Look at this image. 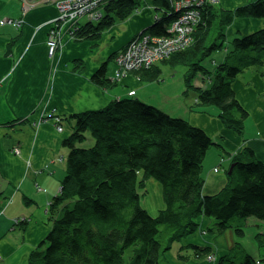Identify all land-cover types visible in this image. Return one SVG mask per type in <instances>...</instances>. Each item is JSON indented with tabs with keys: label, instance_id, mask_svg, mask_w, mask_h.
Instances as JSON below:
<instances>
[{
	"label": "trees",
	"instance_id": "obj_1",
	"mask_svg": "<svg viewBox=\"0 0 264 264\" xmlns=\"http://www.w3.org/2000/svg\"><path fill=\"white\" fill-rule=\"evenodd\" d=\"M145 2L105 0L99 18L76 22L69 31L77 41L99 37ZM152 2L157 13L147 29L164 35L176 12L170 0ZM200 16L192 42L161 62L185 65V91H196L193 107L214 106L219 121L242 134L248 111L231 83L251 65L264 63V28L231 36L227 29L238 17H264V0H248L227 10L217 3L205 4ZM215 53L222 54L220 59L213 56L212 63L205 64ZM106 69L107 63L101 62L91 75V82L102 89L117 81L107 77ZM134 72L145 82L155 81L162 71L155 63ZM198 73L207 80L205 87L193 86ZM71 117L72 131L64 138L66 173L48 203L51 228L29 254V264H163L160 259L174 241L200 229V216L213 220L204 231L214 239L227 229L243 235L248 216L264 223V162L249 148L233 154L224 187L208 195L202 193V162L215 143L203 128L132 96L114 98ZM149 178L162 188L164 206L155 214L141 200ZM24 221L17 222L23 225ZM190 246L191 255L180 252V260L212 252L210 245ZM263 260L237 240L214 264H261Z\"/></svg>",
	"mask_w": 264,
	"mask_h": 264
},
{
	"label": "crops",
	"instance_id": "obj_2",
	"mask_svg": "<svg viewBox=\"0 0 264 264\" xmlns=\"http://www.w3.org/2000/svg\"><path fill=\"white\" fill-rule=\"evenodd\" d=\"M27 1L32 6L24 9L22 0H0V264H29V254L38 248L51 228L48 203L57 194L66 173L68 150L64 138L72 131L73 113L103 107L114 98L132 96L203 128L215 143L206 151L202 162L204 194H214L224 187L225 170L233 154L244 147L264 162V63L251 65L232 80L237 100L248 111L240 134L219 121L214 106L194 108L196 94L191 97L190 89L185 91L186 86L178 102L164 105L153 91L158 79L144 82L134 72L109 88L102 89L91 82V75L101 62L107 63V77H113L114 54L153 23L157 10L152 0H141L147 4L142 3L129 17L116 20L99 37L77 41L69 31L70 23L62 24L61 45L52 56L47 54L46 40L53 26L51 20L58 15L55 3ZM247 2L220 0L217 5L227 10ZM14 18L21 19V25L1 24L4 19ZM86 20L81 16L76 22ZM260 28H264V17H238L228 25L227 36L248 34ZM221 55L216 54L215 58L218 60ZM193 80L197 88L208 83L200 73ZM188 95L192 99L188 97L185 101L183 97ZM59 117L63 118L61 124L56 121ZM57 124L62 125V132ZM14 147L19 149V154L13 152ZM149 184L158 193L150 196L152 201L147 189L145 207L152 208L154 213H150L155 214L164 206L162 188L152 178L146 181L145 189ZM150 201L153 206L149 205ZM199 219L202 230L174 241L165 254L173 263L214 264L216 261H210L207 255L180 260L178 253L191 255L190 245L206 244L217 258L231 245L229 240L220 244L204 231L213 223L211 218L200 216ZM23 220V225L17 222Z\"/></svg>",
	"mask_w": 264,
	"mask_h": 264
},
{
	"label": "built area",
	"instance_id": "obj_3",
	"mask_svg": "<svg viewBox=\"0 0 264 264\" xmlns=\"http://www.w3.org/2000/svg\"><path fill=\"white\" fill-rule=\"evenodd\" d=\"M24 2V9L32 6L27 0ZM57 8V18L51 20L53 26L48 31L46 40L47 54L52 56L60 47V26L62 24L76 23L79 17L85 16L88 20H95L101 15V4L105 0H52ZM219 0H170L173 10L176 12L174 19L168 24L167 32L164 35L152 34L145 30L136 34L130 42L122 49L118 50L114 57L116 69L113 79L119 80L127 72L144 67H150L159 60H164L177 51L184 50L192 42V33L200 19L201 8L205 4H216ZM173 11V12H174ZM21 25L18 18L4 19L1 24ZM70 29V28H69ZM132 94V92H131ZM57 123L60 119L56 118ZM35 125L37 122L34 123ZM57 129L61 132L62 125L57 124ZM13 152L19 153V149L14 147ZM208 259H216L214 253L208 255Z\"/></svg>",
	"mask_w": 264,
	"mask_h": 264
},
{
	"label": "rangeland",
	"instance_id": "obj_4",
	"mask_svg": "<svg viewBox=\"0 0 264 264\" xmlns=\"http://www.w3.org/2000/svg\"><path fill=\"white\" fill-rule=\"evenodd\" d=\"M144 5H146V4H144ZM147 30L149 31V29H147ZM143 31H145V30H143ZM143 31H141V32H143ZM60 39H61V37H60ZM129 42H130V40H129ZM215 54H217V53H215ZM215 54L211 55L206 60L205 64H207L208 62L212 63V61L210 59L213 56H215ZM157 65L160 67V69L162 71L160 77L158 78V81H155L156 85L154 86V89H153L154 93H156L155 96L158 97V102H160L164 105L169 103V102L170 103L174 102V101L178 102V100L183 96L182 91L185 87V81H183V76L187 71L186 70L187 67L185 65H182L181 63H176L175 65H171L168 62L164 63L161 61L157 62ZM180 86L182 88H180ZM189 94L191 95V97H193V95L196 94V91L194 89H190ZM190 95L183 97V99L185 101H187L188 99H186V98H188ZM191 97H189V98L192 99ZM192 105H193V103H192ZM156 183L158 184V182H156ZM146 189H148V198L150 196L155 195V194L157 195V193H158V191H156L155 188L153 189L150 184L146 187ZM144 199H145V196L141 199L142 204L145 206L146 200H144ZM155 204H156V201H155ZM149 212L154 213V210L151 208L149 210ZM243 231H244L243 235H241V236L237 235L236 236L235 232L232 229H227L225 234H224L225 236L217 237L218 242L220 244H224V243H227V241L229 240V242H231V244H232L234 241L238 240L242 244L244 249H246V251L249 252L250 254H252L256 259L259 257H263V259H264V223H262L259 219H256L253 216H248V218L246 220V224L243 228ZM196 234H197V231H195L193 233V235H196ZM191 235H187L185 237H189ZM209 235L212 236L210 233H209ZM258 236L261 238V240H260V238H257ZM170 249L166 250L165 254L169 253ZM173 249H174V246H173L172 250ZM165 254L160 259L161 263H163V264H177L176 262L173 263V261L168 256L167 257L165 256ZM263 263H264V260H263Z\"/></svg>",
	"mask_w": 264,
	"mask_h": 264
},
{
	"label": "bare ground",
	"instance_id": "obj_5",
	"mask_svg": "<svg viewBox=\"0 0 264 264\" xmlns=\"http://www.w3.org/2000/svg\"><path fill=\"white\" fill-rule=\"evenodd\" d=\"M168 22L170 23L171 21L169 20ZM151 33H152V32H151ZM152 34H154V33H152ZM156 35H159V34H156ZM161 35H162V34H161ZM114 57H115V55H114ZM169 57H170V56H169ZM166 58H167V57H166ZM164 60H165V59H164ZM159 61H163V60H159ZM159 61H157V62H159ZM157 62H155V63H157ZM154 65H155V64H154ZM152 66H153V65H152ZM150 67H151V66H150ZM144 68H146V67H144ZM144 68H138V69L131 70V71L127 72V74L134 73V71L139 70V69H144ZM127 74H126V75H127ZM131 92H132V94H131ZM131 92H130V94H131V95H134V92H133V91H131ZM194 101H195V99H194ZM61 132H62V131H61ZM215 170H217V167L215 168ZM149 199L152 200L151 197H150ZM152 201H153V200H152ZM152 201H150L151 204L149 203V205H151V206H153V205H152V204H153ZM215 260H216V259H215ZM215 260H214V262H215ZM261 264H264V263L261 262Z\"/></svg>",
	"mask_w": 264,
	"mask_h": 264
},
{
	"label": "water",
	"instance_id": "obj_6",
	"mask_svg": "<svg viewBox=\"0 0 264 264\" xmlns=\"http://www.w3.org/2000/svg\"><path fill=\"white\" fill-rule=\"evenodd\" d=\"M20 1H21V0H20ZM230 170H231V167H230V169H229L228 173H230Z\"/></svg>",
	"mask_w": 264,
	"mask_h": 264
}]
</instances>
